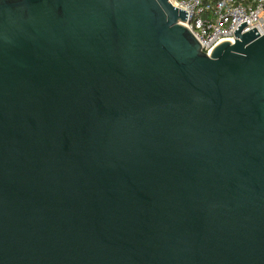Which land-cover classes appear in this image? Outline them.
<instances>
[{
	"label": "water",
	"instance_id": "obj_1",
	"mask_svg": "<svg viewBox=\"0 0 264 264\" xmlns=\"http://www.w3.org/2000/svg\"><path fill=\"white\" fill-rule=\"evenodd\" d=\"M186 16L0 0V264H264V34Z\"/></svg>",
	"mask_w": 264,
	"mask_h": 264
},
{
	"label": "built area",
	"instance_id": "obj_2",
	"mask_svg": "<svg viewBox=\"0 0 264 264\" xmlns=\"http://www.w3.org/2000/svg\"><path fill=\"white\" fill-rule=\"evenodd\" d=\"M187 12L184 24L209 55L222 41L234 42V31L246 22L242 32L256 29L264 34V0H168Z\"/></svg>",
	"mask_w": 264,
	"mask_h": 264
},
{
	"label": "trees",
	"instance_id": "obj_3",
	"mask_svg": "<svg viewBox=\"0 0 264 264\" xmlns=\"http://www.w3.org/2000/svg\"><path fill=\"white\" fill-rule=\"evenodd\" d=\"M205 2H207V1H211V2H214V1H216V0H204Z\"/></svg>",
	"mask_w": 264,
	"mask_h": 264
}]
</instances>
